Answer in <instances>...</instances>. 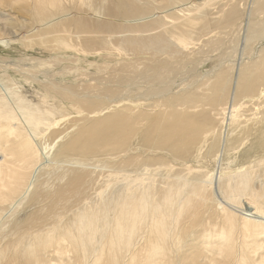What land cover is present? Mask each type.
I'll return each instance as SVG.
<instances>
[{
  "label": "bare ground",
  "instance_id": "6f19581e",
  "mask_svg": "<svg viewBox=\"0 0 264 264\" xmlns=\"http://www.w3.org/2000/svg\"><path fill=\"white\" fill-rule=\"evenodd\" d=\"M222 1L203 0L199 5L194 0H0V46L69 50L74 47L73 33L83 39L84 52L107 49L105 61L116 57L129 62L123 66L141 71L139 80L145 82L148 70L176 63L174 67H192L191 51L203 54L213 42L224 43L239 29L235 17L243 0L231 1L228 12H212ZM162 2L166 8H153ZM256 4L252 0L251 7ZM187 19L199 25L185 26ZM174 20L181 24L172 34ZM135 21H140L138 30ZM223 23L229 34L221 32ZM48 53L51 58L45 61L65 59L52 50ZM254 61L260 67L250 74L247 65ZM254 61L244 60L232 71L229 89L213 85L228 74L204 81L198 73L193 76L197 83L202 80L198 94L187 79L191 85L186 92L169 96L162 103L172 105L156 106L159 112L142 105L133 109L134 116L112 112L69 131H60L59 124L50 131L54 110L45 103L39 108L26 102L13 83L0 90L1 264H199V254L207 264H264V160L232 172H227L229 163L223 166L237 147L231 145V131L223 139L222 130L236 123L241 99H255V105L264 94V48ZM215 92L225 93L220 106L222 98L216 100ZM138 125L146 130L138 138L142 151L133 149L139 154L125 150L123 158L112 154L106 161L104 147L88 156L97 153L109 135L126 132L121 141L133 139ZM29 128L37 133L28 134ZM207 132L211 135L201 150L179 146ZM95 137L102 141L94 142ZM54 150V160L42 159ZM69 153L79 156L67 158ZM169 155L180 163H173ZM60 157L64 161L59 162ZM203 163L220 167L218 173L198 170L197 166L209 167ZM175 253L182 258L171 260Z\"/></svg>",
  "mask_w": 264,
  "mask_h": 264
},
{
  "label": "rangeland",
  "instance_id": "374dc122",
  "mask_svg": "<svg viewBox=\"0 0 264 264\" xmlns=\"http://www.w3.org/2000/svg\"><path fill=\"white\" fill-rule=\"evenodd\" d=\"M194 1L200 5L203 0ZM231 1L233 0H223L222 4L215 3L212 7V12L218 13L220 8H224L226 12H228L231 9ZM263 3L264 0H257V4L251 7L252 0L241 1L240 9L237 11L235 17L239 29L226 37V39L223 40L224 43L218 42L216 44V42H213L212 45L208 46L209 48L203 50V54L201 51L197 54L191 51V54L194 56L192 62L195 61L192 67L183 68L181 65L174 67L176 63L173 66H166L164 69L148 70L147 75H144L145 82L139 80L143 75L141 71L123 66L129 62H121V60H117L116 57H112L110 62L105 61L104 57L108 52L104 51L107 49L98 50V48H93L88 52H84V47L82 46L83 39L78 38L73 33L71 42L74 44V47L69 50L66 48L53 50L40 45L32 48H26L22 44L0 46V90L4 89L10 83H13L18 91L25 94V96L24 94L23 96L28 99L26 102H30L39 108L45 103L54 110L53 115L49 117V119H52V125L49 128L50 131L58 124L60 131H69L71 128L78 129L86 120H96L101 117L105 119L112 112H120L124 115L134 116L133 109H139L142 105L148 107L149 112H159L160 110H158V108L156 109V106L169 107L172 103L162 102L169 96H179L185 93V88H188L191 83V91L198 94L197 87L202 81L198 83L195 81L194 78H196V76L194 75L198 76V73H200L199 76H203L199 77V80L201 78L203 80H208V78L215 79L216 75L220 73L228 74V76H223L218 82L213 83V85L218 87L223 84L226 89H229L230 86L232 87L230 83L235 69L238 70L241 62L244 60L246 63L254 61L258 52L264 48V16L259 15L264 11ZM167 5L166 2H162L159 3L158 7L154 6L153 8L163 9L166 8ZM189 8L192 7L190 6L188 9ZM250 11L253 13L251 16ZM217 16L218 15H216V17ZM136 20H138V15ZM250 21V27L247 32ZM139 24L140 21L134 22L133 26L135 30L140 29L141 26L139 27ZM178 24L181 23H177L176 20L170 22L172 34L176 33L175 26ZM183 24L185 26H191L193 24L199 25L198 22L190 19L184 20ZM144 25L150 27V22H145ZM222 25L221 32L229 34V27L225 26V23ZM257 33L262 35L259 40L254 39V35ZM248 37L250 40L249 47L247 44ZM218 45L220 46L218 47ZM49 50L54 51L57 57L65 59L45 61L47 58H51V54L48 53ZM220 54L223 56H220ZM141 55H139V57ZM225 55H228V57L226 56L225 58ZM249 57L255 58L250 60L248 59ZM22 58L39 59L46 64H30V61H23L21 60ZM143 59L144 57H141V66ZM187 61L188 59H185L182 62L184 63ZM223 67L226 69L227 67L229 68L223 70L221 69ZM247 67L251 74L254 69L260 67V64L254 61L249 63ZM260 69H264V67ZM187 79L192 82L189 83ZM214 98L216 100L222 98L219 104L220 106L226 98L225 93L220 94L219 92H215ZM246 98L249 99L248 97ZM247 99H241L239 101L242 102L238 107L239 120L237 119L236 123L230 127L225 125V129L222 130L223 133L225 132L223 134V139H225L227 133L231 131V133L229 132L231 145L234 148L237 147V151H231L227 158H225L223 166L227 163L231 166V169L227 170V172H232L241 165L242 167L252 168L253 164L256 165L259 161L264 160V94L258 96V102L255 105V99L250 98L251 101ZM230 100L232 101V98L228 99V103H231ZM242 100L245 101L243 102ZM248 102L251 103L249 104ZM182 104L183 100H179L180 107ZM243 105H246V107ZM244 107L248 108V110H245ZM242 108L243 111H241ZM246 111L249 112L246 113ZM245 116L250 117L246 118ZM244 120L246 121L244 122ZM155 121L156 119L154 123ZM137 130L138 133H136V137L126 142L121 141L125 137L126 132L119 135H109L108 139L104 138V145L99 146L97 153L88 156L92 157L93 155L99 154V150L104 147L108 148L103 154V158L106 161L110 160L108 155L112 154H117L119 155L118 158H123L121 155L125 150H129V155L130 153L139 154L137 151L142 150L139 149L138 138L144 135L146 130L142 125H138ZM45 132H48V130L46 129ZM33 133H37L36 129L29 128L28 134ZM166 134L167 133H165V135ZM62 135L67 139L68 136L66 134ZM210 135L211 133L207 132V135L204 134L200 139H193L194 136H192L190 137V140H192L189 141V143L186 142L179 146L201 150L200 147L202 148L205 145V141ZM8 139H12V137L10 136ZM93 141L99 143L102 139L100 137H95ZM114 141L119 142L115 147L110 149L108 145ZM241 144L243 145L241 146ZM59 146L60 144H58V147ZM133 149H137V151ZM162 153L166 154L167 152L162 151ZM72 155L79 156L78 154ZM72 155L69 153L66 157L68 158ZM129 155L124 159H129ZM217 155L218 154L215 153V156ZM55 157L56 150H54L52 155H45L42 159L52 158L54 160ZM168 157L170 160L175 161L173 163H180V160L173 159V156L169 155ZM62 161H64V158L60 157L59 162ZM211 161H214V159L212 158ZM250 162L253 163L251 164ZM191 164L196 166L195 161H191ZM202 165L209 167L197 166V169H207L209 172L215 171V173H218L217 170L220 168L218 166L215 168L214 165H208L207 163H203ZM257 170L254 168L252 174L256 175ZM251 251L252 250L249 251V254ZM175 258H182V256L175 253L171 257V260ZM198 261L199 264H207L200 254L198 255ZM2 262L5 261L0 260V264Z\"/></svg>",
  "mask_w": 264,
  "mask_h": 264
}]
</instances>
